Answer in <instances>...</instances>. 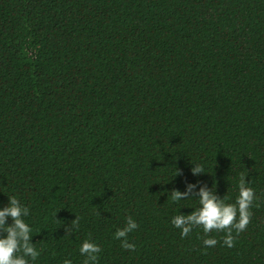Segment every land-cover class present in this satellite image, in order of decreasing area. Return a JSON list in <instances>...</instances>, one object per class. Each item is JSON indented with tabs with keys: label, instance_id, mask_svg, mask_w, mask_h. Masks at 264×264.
Segmentation results:
<instances>
[{
	"label": "trees",
	"instance_id": "16d2710c",
	"mask_svg": "<svg viewBox=\"0 0 264 264\" xmlns=\"http://www.w3.org/2000/svg\"><path fill=\"white\" fill-rule=\"evenodd\" d=\"M241 173L257 199L235 246L182 238L200 187L235 204ZM12 196L29 264H84L89 239L98 264H264V0H0V209Z\"/></svg>",
	"mask_w": 264,
	"mask_h": 264
},
{
	"label": "clouds",
	"instance_id": "9594fccd",
	"mask_svg": "<svg viewBox=\"0 0 264 264\" xmlns=\"http://www.w3.org/2000/svg\"><path fill=\"white\" fill-rule=\"evenodd\" d=\"M204 172L203 165L197 164L192 168L193 175L198 176ZM181 174L177 170V176ZM249 185L246 183L245 175L241 173L238 186L239 195L235 204L225 203L229 197L226 195L221 199L214 191V187L211 190L206 185L200 187L199 192L196 193L199 197L200 207L190 215L174 216L171 221L172 225L180 230L182 238L188 237L195 228H201L205 237H209L213 232L225 233L224 244L230 248L234 247L233 231L238 236L247 229L253 215L250 209L257 199L254 189ZM196 188L197 185L188 184L185 192L173 190L169 198L174 202L189 199ZM8 198V205L0 209V264H29V259L35 261L40 256V252L32 243V228L24 219L30 215V209L23 206L15 196ZM9 218L12 220L10 225L7 223ZM80 219L76 216V219L71 222V226L65 227V237H69L74 231L79 230ZM138 227L137 222L128 216L125 227L116 231L115 239L121 241V247L124 250L136 251V245L129 242L128 236ZM217 243L218 241L214 238L203 239L206 248L215 247ZM101 252L102 248L91 242L90 239L85 240L80 247V254L86 257L84 264H98ZM63 264H72V261L65 259Z\"/></svg>",
	"mask_w": 264,
	"mask_h": 264
}]
</instances>
